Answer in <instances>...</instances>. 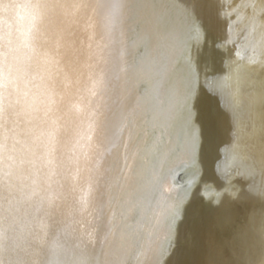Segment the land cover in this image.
Wrapping results in <instances>:
<instances>
[{"label": "bare ground", "instance_id": "obj_1", "mask_svg": "<svg viewBox=\"0 0 264 264\" xmlns=\"http://www.w3.org/2000/svg\"><path fill=\"white\" fill-rule=\"evenodd\" d=\"M28 15L55 103L42 151L0 132V264H171L208 210L237 221L211 264H264V0Z\"/></svg>", "mask_w": 264, "mask_h": 264}, {"label": "clouds", "instance_id": "obj_2", "mask_svg": "<svg viewBox=\"0 0 264 264\" xmlns=\"http://www.w3.org/2000/svg\"><path fill=\"white\" fill-rule=\"evenodd\" d=\"M35 3L0 0V132L16 133L38 153L53 120L58 70L33 47L28 13ZM66 135H72L70 128Z\"/></svg>", "mask_w": 264, "mask_h": 264}, {"label": "water", "instance_id": "obj_3", "mask_svg": "<svg viewBox=\"0 0 264 264\" xmlns=\"http://www.w3.org/2000/svg\"><path fill=\"white\" fill-rule=\"evenodd\" d=\"M211 219H213V215L208 210L205 213V222L201 221L196 231L193 232L192 246H189L188 252L182 255L181 250L180 252L178 250L176 253L178 260L171 264H208V260H214V251L217 248L216 240L218 236L215 228L209 224L212 221Z\"/></svg>", "mask_w": 264, "mask_h": 264}, {"label": "rangeland", "instance_id": "obj_4", "mask_svg": "<svg viewBox=\"0 0 264 264\" xmlns=\"http://www.w3.org/2000/svg\"><path fill=\"white\" fill-rule=\"evenodd\" d=\"M217 218H219V217H215V216H213V219H211L212 221L209 223V224H211V226L213 227V228H215V230H216V232L219 230V232H217V233H220V235H217L218 236V238H217V240L216 241H218L219 239H221V235L222 234H224V236L227 234V233H230V234H232V232H233V230H234V228H235V226H236V224H237V221L236 220H233L232 218V221H231V219L230 218H226V220L225 221H222V220H219V219H217ZM210 219V218H209ZM234 223V224H233ZM230 224V225H229ZM231 227H233V228H231ZM227 228H228V230H227ZM221 231V232H220ZM217 243V242H216ZM222 243V242H221ZM218 246H220V240H219V244L217 245V248H216V250L214 251V258L217 256V254H218ZM213 256V255H212ZM213 262V260H208V264H211ZM207 264V263H206Z\"/></svg>", "mask_w": 264, "mask_h": 264}]
</instances>
